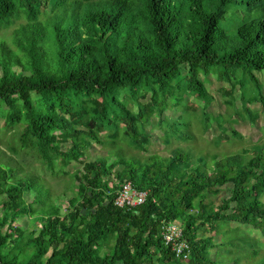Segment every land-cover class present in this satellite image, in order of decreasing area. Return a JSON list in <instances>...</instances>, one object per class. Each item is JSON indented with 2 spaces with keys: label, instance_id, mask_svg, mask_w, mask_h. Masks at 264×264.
<instances>
[{
  "label": "trees",
  "instance_id": "16d2710c",
  "mask_svg": "<svg viewBox=\"0 0 264 264\" xmlns=\"http://www.w3.org/2000/svg\"><path fill=\"white\" fill-rule=\"evenodd\" d=\"M20 18L11 46L0 40L3 128L20 127V147L49 172L58 163L75 190L62 212L37 177L0 161V264H243L264 251V143L222 157L176 147L87 160L91 142L111 147L120 131L148 153L143 124L166 143L191 140L189 98L203 103L204 129L214 122L239 138L210 113V75L226 105L241 101L238 121L255 122L254 103L264 116V0H0V29ZM171 109L180 114L168 118ZM70 163L80 165L72 175ZM125 183L146 193L143 204H114ZM22 217L33 224L30 253ZM172 224L186 259L165 244ZM218 248L226 256L213 261Z\"/></svg>",
  "mask_w": 264,
  "mask_h": 264
},
{
  "label": "rangeland",
  "instance_id": "374dc122",
  "mask_svg": "<svg viewBox=\"0 0 264 264\" xmlns=\"http://www.w3.org/2000/svg\"><path fill=\"white\" fill-rule=\"evenodd\" d=\"M24 19H17L14 23L6 29H0V40L6 41V43L11 46V37L13 31L18 28V26L24 23ZM258 80L261 85H264V74L257 75ZM210 83L207 84L208 91L213 97L210 105V113H215L219 111L222 115V121H220L221 128H228L230 131L234 130L240 134V137L232 136L229 140L225 139L222 129L216 127L214 122H210L209 128L204 129L201 122V109L203 103L195 98H189L188 109L190 111V116L188 118L190 127L189 132L193 138L189 141H181L171 138L169 143L165 142L163 133L155 125L143 124L141 127L150 132L151 140L150 144L147 145L148 153H144L136 148H134L127 140H124L122 133L120 131L118 137L113 138V146H100L95 142H91L87 152V160L93 161L97 157L107 154V152L120 153L126 158L135 157L143 159L146 154H158L161 156L168 155L171 150L176 147H181L182 149L191 152L194 156H211L218 155L220 157L224 155H229L241 151L244 148H249L255 143H264V116L258 112L260 104L254 103L248 105L249 109L255 114L256 120L252 124L248 121H238L235 113V109H241V101L238 99L235 101L234 106H229L224 103L230 97L224 96L223 92H220V87H225V84H220L210 75ZM237 94L240 91L237 90ZM168 118L173 119L180 114L176 109H171L167 112ZM244 115V112L241 111ZM4 119L0 118V161L6 164H11L12 167L16 169V174L18 177L24 176H34L37 177L39 183L43 186L44 190L48 192L52 201L60 205L62 212L64 211L65 200L70 198L74 193V181H72L69 175H62L58 173L59 164H53V170L49 172L43 165L39 162L35 153L29 149H22L15 136L16 131L21 128H11L4 129ZM140 126V125H139ZM141 128L138 127V130ZM17 135V134H16ZM103 139L110 141V137L102 136ZM66 149V146H65ZM80 168V165L70 163L65 171L69 174H73ZM57 172L56 174H53ZM226 195V192L222 193L218 198H222ZM27 201H31L32 197L27 196ZM1 215V212H0ZM18 224L25 228L24 238L27 241L24 251L30 253L34 250V247L28 244L29 239V229L33 227L32 220L30 218L22 217L18 221ZM40 224V221L37 223ZM247 226H242L241 229H246ZM215 241L218 242L217 237ZM264 254V251L259 250L257 256H251L247 259L242 258L241 263L251 264L257 261L260 256ZM226 256L225 249L218 248L216 250L210 251V258L213 261H220L222 257ZM225 264V263H223ZM232 264V263H231Z\"/></svg>",
  "mask_w": 264,
  "mask_h": 264
},
{
  "label": "built area",
  "instance_id": "2783aa9c",
  "mask_svg": "<svg viewBox=\"0 0 264 264\" xmlns=\"http://www.w3.org/2000/svg\"><path fill=\"white\" fill-rule=\"evenodd\" d=\"M146 193L138 191L130 183L121 186L114 204L119 208H134L144 203ZM181 229L176 225H167L164 232L165 244H170L176 257L186 259L188 257V245L181 241Z\"/></svg>",
  "mask_w": 264,
  "mask_h": 264
}]
</instances>
